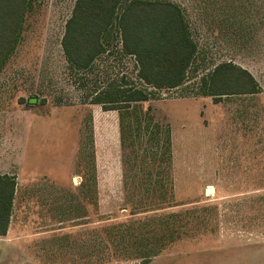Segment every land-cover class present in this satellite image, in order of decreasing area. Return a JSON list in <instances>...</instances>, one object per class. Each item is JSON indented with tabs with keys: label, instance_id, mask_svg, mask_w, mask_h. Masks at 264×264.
I'll return each instance as SVG.
<instances>
[{
	"label": "rangeland",
	"instance_id": "rangeland-1",
	"mask_svg": "<svg viewBox=\"0 0 264 264\" xmlns=\"http://www.w3.org/2000/svg\"><path fill=\"white\" fill-rule=\"evenodd\" d=\"M171 1L198 49L184 83L161 90L139 78L117 25L90 68L76 69L62 46L76 0H33L0 71V170L18 181L0 264H264V0ZM224 61L248 69L261 91L218 101L204 93L202 79ZM129 88L150 93L140 103L144 124L171 128L164 209H151L161 200L138 186L153 181L124 179L132 151L121 147L118 111L92 103ZM171 213L180 215L175 238L152 221ZM120 223L164 236V248L146 262L131 251L100 260L105 227L113 234Z\"/></svg>",
	"mask_w": 264,
	"mask_h": 264
},
{
	"label": "trees",
	"instance_id": "trees-1",
	"mask_svg": "<svg viewBox=\"0 0 264 264\" xmlns=\"http://www.w3.org/2000/svg\"><path fill=\"white\" fill-rule=\"evenodd\" d=\"M32 5L33 0H0V71L21 41L25 17ZM115 25L121 32L123 50L135 56L138 76L145 84L165 90L184 83L198 46L182 7L171 0H76L62 38L64 53L72 66L81 70L90 68L95 58L105 51L104 37ZM202 87L204 93L216 101L223 96L261 91L253 74L232 61L215 66L202 79ZM149 99L150 93L146 90L129 88L98 93L92 103L100 104L103 110L118 111L121 147L123 150L130 147L135 158H130L131 153L123 158L127 163L124 179L129 181L133 176L141 182L153 181L157 186H138L144 189L146 198L161 200L151 204L154 207L151 209L158 210L171 206L166 199L171 192L173 150L170 126L164 128L159 123H143L140 103ZM150 165L157 169L155 175ZM136 167L143 170L132 174ZM16 186L15 176L0 174L1 236L9 230ZM147 205L143 207L149 208ZM178 216L174 213L158 215L157 220L152 221L168 229L169 235L175 238L177 228L172 221ZM150 225V221L143 223L144 228L154 233ZM133 226L114 224L113 234L109 226L105 227L108 234L99 243L100 260L111 257L114 251L115 254L131 251L125 256L139 257L146 262L164 248L159 244L164 236L151 237L149 231L135 233Z\"/></svg>",
	"mask_w": 264,
	"mask_h": 264
},
{
	"label": "crops",
	"instance_id": "crops-1",
	"mask_svg": "<svg viewBox=\"0 0 264 264\" xmlns=\"http://www.w3.org/2000/svg\"><path fill=\"white\" fill-rule=\"evenodd\" d=\"M0 174H7V175H10V176H15V178H16V182H17V186H16V191H17V189H18V181H17V176H16V174L15 173H10V172H2L1 170H0ZM15 195H16V192H15ZM14 201H15V198H14ZM14 209V208H13ZM12 218V217H11ZM9 231V230H8ZM1 236V235H0Z\"/></svg>",
	"mask_w": 264,
	"mask_h": 264
}]
</instances>
